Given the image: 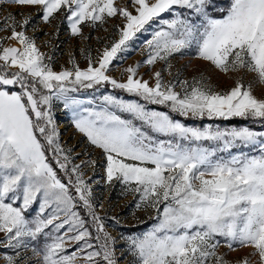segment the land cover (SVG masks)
I'll return each instance as SVG.
<instances>
[{
    "label": "snow or ice",
    "instance_id": "6c2138e0",
    "mask_svg": "<svg viewBox=\"0 0 264 264\" xmlns=\"http://www.w3.org/2000/svg\"><path fill=\"white\" fill-rule=\"evenodd\" d=\"M13 2L39 6L45 22L63 10L73 36H82V25L110 18L122 25L118 39L95 57L84 53L86 68L71 56V68L60 71L26 35L29 18L7 17L0 28L11 33L0 38V243L18 250L7 264H31L22 253L27 241L41 238L42 248H32L40 257L34 264H118L116 237L97 211L86 172L98 160L85 151L86 159L76 163L74 149L61 143L53 114L57 102L72 113L88 145L102 153L106 183L119 181L136 195L137 208L150 210V217L155 213L150 231L125 241L128 264H253L249 257L264 264V132L190 127L176 118H251L264 124V98L243 77L218 90L204 70L189 79L172 63L176 54L195 49V59L219 73L252 74L264 84V0H230L223 9L216 0ZM153 23L160 27L146 41L145 60L124 69L126 79L110 75L113 61L122 58L118 54ZM4 40L18 47H3ZM158 63L163 67L153 71ZM143 65L148 79L139 72ZM106 85L136 99L102 94L97 104L73 95ZM246 148L259 154H245ZM33 205L38 214L29 219ZM238 247L252 252L232 262L220 251Z\"/></svg>",
    "mask_w": 264,
    "mask_h": 264
},
{
    "label": "rangeland",
    "instance_id": "374dc122",
    "mask_svg": "<svg viewBox=\"0 0 264 264\" xmlns=\"http://www.w3.org/2000/svg\"><path fill=\"white\" fill-rule=\"evenodd\" d=\"M127 2L128 0H117V3L121 6L126 5ZM4 9L8 17L13 16L14 13L17 12H14L15 8L0 5V28H2V20L5 18L4 14H2ZM24 10L26 11V16L32 15V17L36 18L35 23L31 26V30L28 31V35L35 40L41 52L45 53L47 56L53 57L52 67L54 71H60L62 68H71L72 65L69 63L71 56L75 57L76 62L81 68H86L88 61L84 53L90 51L91 55L95 57L105 46L110 45L112 40L118 39L117 26L122 25L121 19L110 18L102 25L97 24L91 27L87 24L82 25V36H73L71 34L69 22L62 15L63 10L55 13L54 17L50 18L49 22L43 20L42 10L39 6L25 8ZM40 17L42 19H40ZM165 17L167 18V14H165ZM159 27L160 25L153 23L147 32L137 33L136 38L130 42L131 47L129 50L118 54V56L122 58L113 61V64L110 66L109 74L117 79H126L127 73L124 72V69L129 66H135L137 62H143L145 60L147 55L146 41L151 39L152 34L154 31L158 30ZM8 36L9 34L3 33L0 38ZM195 55V49H189L183 55L176 54V56L172 58V63L175 66L174 71L175 69H184V76L191 79L197 69L204 70L205 74L210 76L212 83L218 86V90L230 89L234 86V81L238 77H243L246 85L252 82L253 94L259 98H264V84L255 83L252 74L230 73L228 76H225L216 71L207 62L195 59ZM189 64H191L192 67L185 68V66ZM162 67L163 64L158 63L152 70L154 71ZM139 72L145 79H148L149 67L147 65H143ZM165 78L171 79V77L167 76V73H165ZM112 89L110 85H106L101 86L99 91L95 89H80L79 92L73 95L79 99H94L97 104L102 102V94L116 95L119 98L128 100L136 99L129 95L123 96L121 94H116ZM140 102L144 103L143 101ZM153 106L154 105H148L150 109L159 110ZM53 114L57 129L60 133V141L66 147L74 149L76 163H80L82 160L86 159L84 156L85 151L98 160V166L94 170L91 168L86 169L87 177L90 178L89 183L93 190V201L97 211L104 219L106 229L116 237L117 243L115 244V253L118 264H128L132 257L127 252L125 241L130 237H142L144 233L150 231L156 223L155 213L153 212L150 217V210H145L142 207L137 208L136 204L138 201L136 195L128 191L126 186L119 181H113L111 185L106 183L104 170L105 162L102 158V153L99 150L91 148L86 138L75 129L72 122V113L69 110L65 109L62 104L57 102L53 108ZM209 124L214 128L221 126L214 123H206L204 126ZM186 125L190 127H204L191 124ZM259 128L253 130L264 132V128ZM250 150L252 151L251 154L249 151L245 152V154H259L258 150L255 148ZM100 205H103V207L101 208ZM80 211L83 216L87 217V212L85 210L80 209ZM37 214V205H33L32 209L26 213L29 219H34ZM2 240L3 236L0 234V241ZM27 243L29 244V248L22 254L26 259L30 260L31 264H34L40 257L32 254V248H42L44 240L41 238L40 241H27ZM68 250L72 252L74 250L73 246L69 245ZM17 251L18 250L0 243V264H7L6 258L15 256ZM220 251L222 253H227L225 257L227 260L236 262L244 257H248L252 249L238 247L236 251H229L227 248H221ZM249 258L252 259L253 264H256L258 258Z\"/></svg>",
    "mask_w": 264,
    "mask_h": 264
},
{
    "label": "trees",
    "instance_id": "16d2710c",
    "mask_svg": "<svg viewBox=\"0 0 264 264\" xmlns=\"http://www.w3.org/2000/svg\"><path fill=\"white\" fill-rule=\"evenodd\" d=\"M230 0H216L217 5L223 9L226 8L229 4ZM112 91L116 94H121L123 96H128V94H126L125 92H122L121 90L118 89H112ZM153 107L159 109V110H165L163 109L161 106L158 105H154ZM175 116V114H173ZM178 119H180L182 122H184L185 124H191V125H195V126H204L206 123H214L217 125H221L219 127H223V128H227V127H242V126H247L249 128L252 129H258L260 128H264V124L260 123L259 121L253 120L251 118L249 119H242V118H232L231 120H199V119H193V118H188L185 119L183 117H178ZM259 128V129H260ZM249 151V153L251 154V150L250 149H244V152ZM61 176H63V173H61ZM65 181H67V178L65 177ZM123 229V228H121ZM133 229V228H130Z\"/></svg>",
    "mask_w": 264,
    "mask_h": 264
},
{
    "label": "crops",
    "instance_id": "0c3cea01",
    "mask_svg": "<svg viewBox=\"0 0 264 264\" xmlns=\"http://www.w3.org/2000/svg\"><path fill=\"white\" fill-rule=\"evenodd\" d=\"M0 5L2 6H7V7H10V8H15L14 9V12L17 11L16 13H14V16H15V19L20 22V21H23L24 18H29L30 20V23L29 25L26 27V35L29 34V30H31V26L35 23V20L36 18L32 17V15H28L26 16V11L24 10L25 8H29V7H35V6H19V5H16L13 0H0ZM5 9H8V8H5ZM5 9H4V12L2 14H4L5 18L8 17L7 15V12H5ZM16 14H19V15H16ZM4 18V20H5ZM40 19H42L40 17ZM4 20H2V22H4ZM3 27V25H2ZM21 30H25V29H21L19 27H17V31H21ZM0 33L3 35V33H6V34H9L10 36V31L8 30H0ZM1 34H0V37H1ZM29 36V35H28ZM7 46H16L18 47V44L15 42V41H12V40H5L4 43H3V47H7Z\"/></svg>",
    "mask_w": 264,
    "mask_h": 264
}]
</instances>
